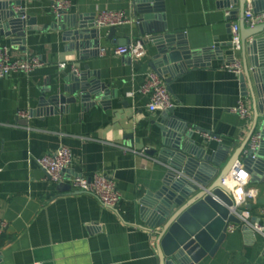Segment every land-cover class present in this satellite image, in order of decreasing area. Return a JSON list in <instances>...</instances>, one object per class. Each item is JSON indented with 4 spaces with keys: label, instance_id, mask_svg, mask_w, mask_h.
<instances>
[{
    "label": "crops",
    "instance_id": "obj_1",
    "mask_svg": "<svg viewBox=\"0 0 264 264\" xmlns=\"http://www.w3.org/2000/svg\"><path fill=\"white\" fill-rule=\"evenodd\" d=\"M11 1H20L18 7L33 22L26 26L24 37L7 36L0 29V47L8 46L13 57L35 55L41 64L28 74L14 72L0 79V219L7 223L0 237V264H161L156 236L143 227L138 210L146 192L162 185L167 167L156 154L138 152L159 148L158 125L166 112L149 111L148 97L139 91L154 72L147 64L148 51L137 61L111 53L121 34L130 36L127 44L139 40L131 30L132 1L69 0L68 14L86 16L100 30L99 47L86 49V57L62 39L51 0ZM164 2L168 29L184 33L187 46L197 51L194 65L184 67L169 83L174 107L168 116H175L184 131H193L192 137L208 153L220 151L222 174L257 131L258 101L250 82L243 83L239 74L223 67L238 61L242 73L250 69L245 46L253 29L241 23L240 0L231 7L223 0ZM101 10L123 11L130 19L114 26L118 30L112 40L107 38L110 27L94 24ZM233 22L239 24V51L230 42ZM85 66L89 75L98 74L109 86V101L86 108L77 101L56 114L37 111L46 89L54 93L64 73L74 67L79 74ZM240 100L247 108L246 117L232 111ZM205 133L214 138L207 139ZM60 146L73 154L66 177L108 175L117 184L121 202L106 207L91 194L70 191L67 183L51 182L35 160ZM248 177L254 209L264 205V177L259 181H253L250 173ZM198 264H264V239L255 232L245 233L240 225L226 231L217 250Z\"/></svg>",
    "mask_w": 264,
    "mask_h": 264
},
{
    "label": "water",
    "instance_id": "obj_2",
    "mask_svg": "<svg viewBox=\"0 0 264 264\" xmlns=\"http://www.w3.org/2000/svg\"><path fill=\"white\" fill-rule=\"evenodd\" d=\"M223 1L231 7L235 0ZM240 3L243 11L246 0H240ZM250 3L255 12L264 11V0H250ZM20 5V1L0 0V29L5 30L7 36L14 33L24 37L26 26L33 22L22 8L16 11ZM132 11L131 30H136L139 41L149 53L147 64L165 80L171 91V79L182 73L184 67L194 65L197 51L187 46L184 33L168 29L164 0H132ZM55 16L54 25L62 32V39L69 42V47L79 50L81 57L87 56L89 47H99L100 30L88 17L66 11ZM252 29L250 36L253 38L245 46L250 69L239 76L243 83L250 82L257 98L259 110L255 128L260 131L261 140L256 150L248 146L242 148L235 161L241 159L253 181H259L261 176L264 177V23ZM117 30V27H110L108 40L114 39ZM129 37L121 34L116 43L126 45ZM87 70L88 66H85L84 72L79 74L75 71L64 73L62 85L57 83L54 93L51 89L43 92L37 111L56 114L77 101L82 108L109 101L112 93L109 86L100 81L98 74L89 75ZM172 110L165 111V118L158 125L161 132L159 148L145 150L149 155L156 154L167 172L162 185L154 192H146L139 201L138 214L143 227L156 236L161 264H198L217 250L226 236L228 224L239 223L230 210V191L222 184L230 167L219 174L217 158L220 151L208 153L192 137L193 131H184L175 116H168ZM126 137L131 138V134ZM247 207L251 208V205ZM255 219L252 218V222ZM242 230L253 234L248 226L242 225Z\"/></svg>",
    "mask_w": 264,
    "mask_h": 264
},
{
    "label": "built area",
    "instance_id": "obj_3",
    "mask_svg": "<svg viewBox=\"0 0 264 264\" xmlns=\"http://www.w3.org/2000/svg\"><path fill=\"white\" fill-rule=\"evenodd\" d=\"M70 5L69 0H51V9L55 15L61 11H67ZM17 10H19V7L16 8V11ZM227 14H229V11ZM129 21L130 19L123 11L101 10L97 13L94 24L99 28L114 27ZM241 23L249 28L263 24L264 11L255 12L249 3L243 10ZM230 42L235 51H239L242 48L239 24L237 22L231 24ZM105 52V49L100 50L102 55L105 54ZM111 53L114 55H128L132 60L137 61L144 57L145 49L138 40L132 44L116 46L111 50ZM40 64V59L35 55L25 54L21 57H13L8 46L0 47V79L14 72L28 74ZM65 66L64 63L59 65L61 69H64ZM223 67L233 70L239 75L242 73L238 61L225 63ZM72 70L77 72V69L74 67ZM139 91L148 97L146 107L151 112L156 110L166 111L174 107L166 82L156 72L148 74L146 81L140 87ZM232 111L238 113L241 117H246L248 114L247 108L241 100L238 101L237 106L234 107ZM21 115L25 114L21 112ZM204 136L207 139L214 138L211 134L207 133H205ZM260 140L261 133L257 130L251 135L248 148L256 150L259 147ZM123 149L125 151L137 152L127 147H123ZM138 153L144 154L145 150ZM35 161L51 182L67 183L70 191L91 194L106 207H116L122 200L121 193L117 188L115 180L108 175L94 174L91 177L81 175L66 177V170L73 162V154L66 146H60L53 152L46 153ZM248 178V173L244 169L241 159H238L232 164L231 168L222 179V184L230 191L229 198L232 201L230 210L239 221V223H229L226 231L233 232L240 225H245L250 227L253 232L259 234L264 239V205H260L254 209L252 207H247L255 196L254 190L246 187ZM252 218H256L255 221L252 222ZM6 227L7 223L0 219V237L6 230Z\"/></svg>",
    "mask_w": 264,
    "mask_h": 264
}]
</instances>
